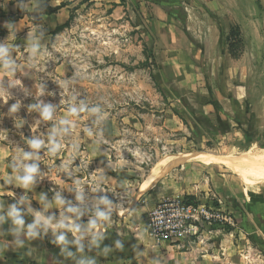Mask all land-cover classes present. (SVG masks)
Masks as SVG:
<instances>
[{
	"label": "rangeland",
	"instance_id": "rangeland-1",
	"mask_svg": "<svg viewBox=\"0 0 264 264\" xmlns=\"http://www.w3.org/2000/svg\"><path fill=\"white\" fill-rule=\"evenodd\" d=\"M61 1L71 5L64 15H69L68 20L60 16V22L66 21L62 29L43 46L31 40L26 54L27 48H18L24 54L23 72L0 83V143L11 145L8 166L14 177L24 180L31 175L27 188L4 185L0 193L13 194L21 203L34 197L60 201L61 210L49 215L52 223L39 216L51 228L60 221L100 228L116 211L123 214L144 206L150 213L160 202L178 198L205 201L211 192L195 190L204 176L223 174L241 182L224 167L205 169L203 163L234 160L245 152L264 154V8L262 47L256 49L249 90L254 119L245 128L248 136L222 140L218 136L231 123L218 113H205L209 92L187 94L176 104L172 99L180 92L160 80L152 44L138 43V32L122 20L116 23L108 7L92 0ZM6 2L16 4L17 15H27L35 38L42 33L41 3L57 4L55 0ZM253 136L260 145H253ZM30 168L35 171L30 173ZM242 172L249 184V175L264 180L262 167H244ZM106 176L112 181L107 182ZM231 218L233 224L222 227L228 233L239 228ZM234 238L241 255L247 252L253 264H264L259 242L246 244L238 234Z\"/></svg>",
	"mask_w": 264,
	"mask_h": 264
},
{
	"label": "crops",
	"instance_id": "crops-1",
	"mask_svg": "<svg viewBox=\"0 0 264 264\" xmlns=\"http://www.w3.org/2000/svg\"><path fill=\"white\" fill-rule=\"evenodd\" d=\"M6 1L0 0V83L10 74L23 72L24 54L32 46L31 40L39 46L50 42L56 29L68 20L69 15H64L71 6L66 3L56 13L42 15V33L35 38V27L30 25L27 15H17L16 4ZM55 1L54 5L41 4L51 8L62 5L61 0ZM92 1L110 8L116 23L122 20L121 24L138 32V43L152 44L159 61L160 80L172 83L180 92L181 96L172 101L180 104L187 94L209 92L205 95V113H218L231 123V128L218 137L225 140L248 136L245 128L254 119L249 90L255 70L253 59L258 56L256 49L262 47L264 0ZM60 16L66 21L60 22ZM231 31L239 34L235 56L230 48L235 41L223 43ZM21 43L24 47H20ZM18 48L27 49L22 54ZM254 138L253 145H260L259 138ZM8 153L9 148L0 143V187L27 188L21 177H14ZM203 164L205 169L222 166L233 173L222 163ZM220 176H204L195 190L211 192L206 197L216 198L219 207L236 219L239 228H231L228 233L222 226L207 227L193 240L180 245L157 243L150 237L147 213L151 209L144 206L123 214L116 211L100 228L91 223L79 226L75 221L53 223L55 228H51L49 215L61 210L60 201L34 197L21 203L13 194L2 192L0 264H253L251 255H241L234 235H240L246 244L259 242V249L264 251V180L250 175L252 183L248 184L241 179L233 181V176ZM105 179L112 181L110 176ZM160 196L155 199L160 200ZM17 219L22 223H16Z\"/></svg>",
	"mask_w": 264,
	"mask_h": 264
},
{
	"label": "built area",
	"instance_id": "built-area-1",
	"mask_svg": "<svg viewBox=\"0 0 264 264\" xmlns=\"http://www.w3.org/2000/svg\"><path fill=\"white\" fill-rule=\"evenodd\" d=\"M232 225L231 215L212 199L186 202L184 199L160 202L147 214L150 237L157 243L188 242L207 227Z\"/></svg>",
	"mask_w": 264,
	"mask_h": 264
},
{
	"label": "bare ground",
	"instance_id": "bare-ground-1",
	"mask_svg": "<svg viewBox=\"0 0 264 264\" xmlns=\"http://www.w3.org/2000/svg\"><path fill=\"white\" fill-rule=\"evenodd\" d=\"M211 159L216 160L217 158L210 157V160ZM221 162H223L224 165L228 169H230L233 173H235L243 182H247L248 183L249 180L243 175V172H242L243 168L244 167H262V168H264V154L263 155L262 154H255L254 155L253 153L245 152L239 158H234V160L222 159V161H220V163ZM249 174H250V172L248 173V175Z\"/></svg>",
	"mask_w": 264,
	"mask_h": 264
},
{
	"label": "trees",
	"instance_id": "trees-1",
	"mask_svg": "<svg viewBox=\"0 0 264 264\" xmlns=\"http://www.w3.org/2000/svg\"><path fill=\"white\" fill-rule=\"evenodd\" d=\"M64 6L65 5L62 4L60 7H57V8H51V7H47V6H43L42 8L44 9L45 14L50 15V14L56 13L61 7H64ZM13 22H14V20H13ZM61 29H62L61 27H58L56 29L55 33L60 31ZM0 33H2V31H0ZM238 36H239V34L237 31H231L230 36L226 37L225 41L223 42V43H227V44L230 42V44H231V41H235V44L230 45L231 53L233 54V56H235L234 50L236 49V45H238L240 42ZM29 129L28 130L26 129V131H25L26 134H29ZM28 137L31 138V136H29V135H28ZM1 143L6 145L10 151L12 150L11 145L9 143H6V142H1ZM9 160H10V156L8 157V162H9ZM39 190H41V189H39Z\"/></svg>",
	"mask_w": 264,
	"mask_h": 264
},
{
	"label": "clouds",
	"instance_id": "clouds-1",
	"mask_svg": "<svg viewBox=\"0 0 264 264\" xmlns=\"http://www.w3.org/2000/svg\"><path fill=\"white\" fill-rule=\"evenodd\" d=\"M14 110H15V109H13V111H14ZM46 115H47V113H46ZM32 146H33V147H39V144H38V143H33ZM34 171H35V168H30V169H29V172H30V173H31V172H34ZM30 180H31V175L24 177V183H25V185H27V184L30 182ZM17 215H18V214H17ZM16 223L20 224V223H22V221L19 220V219H17ZM60 239L63 240V237H61ZM117 246L119 247V245H117Z\"/></svg>",
	"mask_w": 264,
	"mask_h": 264
}]
</instances>
